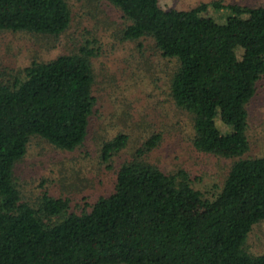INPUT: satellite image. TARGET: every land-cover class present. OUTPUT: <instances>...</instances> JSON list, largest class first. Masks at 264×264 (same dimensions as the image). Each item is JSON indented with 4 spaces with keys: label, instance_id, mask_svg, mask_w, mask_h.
<instances>
[{
    "label": "trees",
    "instance_id": "16d2710c",
    "mask_svg": "<svg viewBox=\"0 0 264 264\" xmlns=\"http://www.w3.org/2000/svg\"><path fill=\"white\" fill-rule=\"evenodd\" d=\"M115 7L121 40L151 41L176 62L168 95L190 119V145L232 158L222 184L206 196L183 168L165 171L145 157L161 140L149 134L118 167L107 194L73 209L67 197L43 192L23 201L15 165L40 137L73 151L95 111L91 60L84 38L23 75L0 79V264H264L247 237L264 221V153L250 148L248 105L264 76V6L199 3L162 8L159 0H98ZM227 7L223 21L205 15ZM68 0H0V31L53 38L72 20ZM12 76V77H11ZM118 133L101 146L108 162L128 143Z\"/></svg>",
    "mask_w": 264,
    "mask_h": 264
},
{
    "label": "rangeland",
    "instance_id": "374dc122",
    "mask_svg": "<svg viewBox=\"0 0 264 264\" xmlns=\"http://www.w3.org/2000/svg\"><path fill=\"white\" fill-rule=\"evenodd\" d=\"M72 20L59 37L26 32L0 31V79L23 75L32 60L47 61L70 50L84 38L97 48L91 60L95 82V111L83 144L64 151L34 137L25 156L15 165V176L23 201L35 204L43 192L69 199L73 209L82 201H92L112 189L119 165L131 159L145 138L154 132L161 136L146 161L165 171L185 169L194 188L209 196L222 184L232 158L202 154L190 145L192 128L187 115L174 108L168 95L169 76L176 62L163 58L151 41L121 40L124 19L113 6L98 0H68ZM218 2L223 6H264V0H159L162 8L188 9L199 3ZM223 21L227 7L204 13ZM12 77V76H11ZM250 148L246 156L264 153V76L248 105ZM129 137L127 145L105 162L101 146L118 133ZM247 247L264 252V221L255 225L247 237Z\"/></svg>",
    "mask_w": 264,
    "mask_h": 264
}]
</instances>
